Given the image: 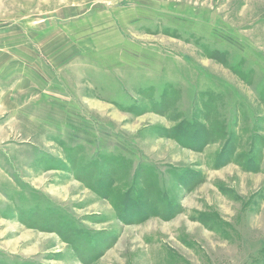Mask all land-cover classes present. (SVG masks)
Returning <instances> with one entry per match:
<instances>
[{"label":"rangeland","instance_id":"obj_1","mask_svg":"<svg viewBox=\"0 0 264 264\" xmlns=\"http://www.w3.org/2000/svg\"><path fill=\"white\" fill-rule=\"evenodd\" d=\"M0 264H264V0H0Z\"/></svg>","mask_w":264,"mask_h":264},{"label":"trees","instance_id":"obj_2","mask_svg":"<svg viewBox=\"0 0 264 264\" xmlns=\"http://www.w3.org/2000/svg\"><path fill=\"white\" fill-rule=\"evenodd\" d=\"M174 131V130H173ZM177 140V139H176ZM203 141V140H202ZM203 144V143H202Z\"/></svg>","mask_w":264,"mask_h":264}]
</instances>
